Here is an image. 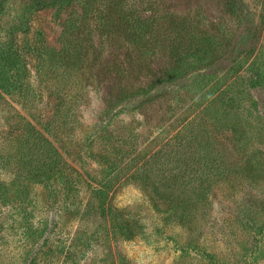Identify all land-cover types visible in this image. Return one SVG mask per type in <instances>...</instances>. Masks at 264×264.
<instances>
[{
  "label": "rangeland",
  "instance_id": "rangeland-1",
  "mask_svg": "<svg viewBox=\"0 0 264 264\" xmlns=\"http://www.w3.org/2000/svg\"><path fill=\"white\" fill-rule=\"evenodd\" d=\"M26 1L6 4L0 41L3 22L10 23ZM165 5L176 13L200 12L195 21L204 23L207 31L194 38L195 48L200 45L211 63L224 59L201 80L193 77L202 71L189 73L186 82L193 79L195 87L176 93L162 81L171 79L178 86L185 70L168 47L141 49L139 58H131L136 52L132 46L97 38L85 63V91L58 99L54 73L34 45H59L65 16L56 18L51 8L27 14L29 28L16 37L27 67L19 76L25 88L8 95L0 87V160L5 161H0V264H264V0H241L242 15L229 10L227 0H170ZM241 34L245 37L238 44L237 61H245L244 68L228 71L236 57L231 48ZM249 64L252 70L245 72ZM216 81L228 85L223 98L232 110L213 112L207 128L218 129L213 146L222 149L217 166L226 171L208 172L213 183L192 222L166 221L149 188L126 177L135 161L156 152L181 129L183 109L206 105H192L197 87L206 90ZM155 83L165 89L163 94L153 100L140 98ZM217 91L204 100H215L213 108L223 99ZM56 110L65 123L53 138L46 127ZM198 113L192 111L188 119ZM33 126L63 146L64 158L84 175L78 191H59L54 197L44 185L20 177L27 195L21 192L19 197L17 169L6 161L13 160L21 143L32 141ZM91 154L100 159L98 164ZM110 158L117 162L107 163ZM93 169L115 177L110 202L131 222L132 237L116 231L118 218L107 222L97 212L86 213L95 202L90 190L96 183L86 174Z\"/></svg>",
  "mask_w": 264,
  "mask_h": 264
},
{
  "label": "trees",
  "instance_id": "trees-1",
  "mask_svg": "<svg viewBox=\"0 0 264 264\" xmlns=\"http://www.w3.org/2000/svg\"><path fill=\"white\" fill-rule=\"evenodd\" d=\"M8 1L0 0V16L4 13ZM168 1L170 0H29L20 3L15 15L12 16V21L10 23L3 22V27H1L3 31L0 41V87L2 93L9 95L25 88L26 83H22L19 76L22 72L27 71V67L22 65L23 57L19 52L16 37L23 28H29L27 14L33 10L46 8L54 10L56 18L65 16L59 45L49 46L45 43L34 45L35 51L39 58L43 59L46 69H49L50 73H54L52 75L56 79L55 90L58 99H65L69 93L85 91V80L88 79V76H85V63L89 50L97 47L95 44L97 38L126 44L128 47L132 46L136 52H131V58H139L137 52L141 49L146 52L158 45L168 47V54L175 58L177 65L184 67L185 72L179 77L178 80L182 79L183 83L178 86L174 87L172 83L175 81H171V79L162 82L169 83L171 86L167 87L172 88L173 93L180 89L187 90L189 87H195L193 79L200 77L201 80L215 72L213 68L217 66L214 65L224 62L222 61L224 59H217L211 63L205 52L201 51L200 45H197L196 48L194 46V38H199L207 31L204 23L195 21L196 18L198 19L197 15L201 13L198 11L192 13L170 11L165 5ZM240 2L241 0H227V7L242 15ZM244 37L245 35L241 34L231 48L230 52L234 53L236 57L232 59L234 66H231L228 71L239 72L244 68L243 62L245 63V61H237L240 55L237 47ZM250 51L246 52V58ZM252 67L251 64L247 65L245 72H250ZM205 69H209L207 73H204ZM187 70L188 72H186ZM194 71H202V73L195 75L190 82H186V79L190 78L189 73ZM261 76L264 81V72ZM216 82L208 85L206 90L203 89V86L197 87L199 95L193 99L192 105L203 106L204 103L206 105L192 107L194 110L189 106L183 109L181 122L184 123L181 129L173 136L168 137L156 152L151 153L148 157L144 155L135 161L131 174L129 176L126 174L128 176L126 178L149 188V196L155 201L157 207H163L166 221L192 222L200 205L205 203L213 183V177H210L208 172L214 170L219 175L223 173V170L226 171V167L222 169L217 166L224 155L222 149L213 146L217 141L213 132L217 135L218 130L214 118L211 123L215 128H207L208 120L213 116V112H219L220 109L232 110L228 107L231 106L228 100L223 98L228 85H219ZM156 84L152 85L154 88L151 90H143L145 92L139 94L140 98L153 100L160 97L164 92L162 90L165 89H160ZM222 87L224 88L222 89ZM212 90H218L217 97L223 98H219L220 101L222 100L219 107L213 108L212 103L215 100L204 101L205 96ZM136 99L138 98L136 97ZM59 107L57 106V108ZM195 110H199V113L195 114L192 119H188L191 112ZM64 117L59 111L52 114L47 124L49 127H46V130L49 129L52 134L51 137L59 135V129L65 123ZM32 131V141L21 143L16 148L13 160L8 158L6 161L11 162L17 169L19 176L15 183L17 182L16 191H20L19 197L21 192L24 194L26 190L25 186L19 182L20 177L44 185L48 194L54 197L58 196L59 191L67 194L71 191H78L79 183L84 179V175L64 158L61 152L63 146L58 147L55 141L46 137L34 126ZM90 156L93 162L98 164L100 159L94 158L93 154ZM0 161L5 162L3 159ZM110 161L113 165L117 162L116 159L110 158L107 163ZM229 170L230 168H228ZM86 174L96 183L90 190V195L95 201L94 206H91L90 209L87 208L86 213L97 212L107 222H114L118 218L116 231L124 237H132L131 222L123 219L120 211L110 202V189L115 185V177L104 169H97V171L93 169ZM2 198L6 199L7 197L3 194Z\"/></svg>",
  "mask_w": 264,
  "mask_h": 264
}]
</instances>
